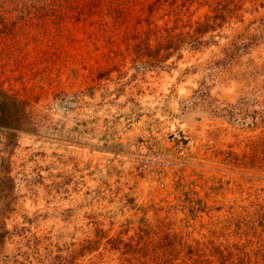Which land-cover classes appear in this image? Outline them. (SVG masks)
I'll return each instance as SVG.
<instances>
[{"label": "rangeland", "instance_id": "1", "mask_svg": "<svg viewBox=\"0 0 264 264\" xmlns=\"http://www.w3.org/2000/svg\"><path fill=\"white\" fill-rule=\"evenodd\" d=\"M0 264H264V0H0Z\"/></svg>", "mask_w": 264, "mask_h": 264}, {"label": "trees", "instance_id": "2", "mask_svg": "<svg viewBox=\"0 0 264 264\" xmlns=\"http://www.w3.org/2000/svg\"><path fill=\"white\" fill-rule=\"evenodd\" d=\"M206 24H198V26L196 27V31H198V30H202L203 31V29H202V26L204 27Z\"/></svg>", "mask_w": 264, "mask_h": 264}]
</instances>
